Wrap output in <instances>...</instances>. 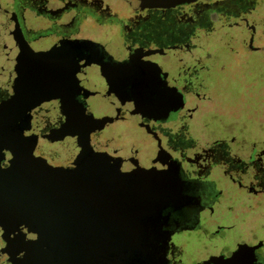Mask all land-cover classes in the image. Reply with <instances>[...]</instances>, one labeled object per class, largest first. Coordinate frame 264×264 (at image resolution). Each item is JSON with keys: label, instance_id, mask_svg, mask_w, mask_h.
<instances>
[{"label": "flooded vegetation", "instance_id": "flooded-vegetation-1", "mask_svg": "<svg viewBox=\"0 0 264 264\" xmlns=\"http://www.w3.org/2000/svg\"><path fill=\"white\" fill-rule=\"evenodd\" d=\"M33 1L31 8L21 11L15 7L16 0H0V169L9 167L20 141L33 146L34 157L55 160L56 151H81L122 160L131 168L151 169L157 164L156 171L174 191V200L160 211L158 221L163 238L170 236L163 264H264V138L260 143L240 145L215 140L208 142L201 154L193 153L204 143L194 142L188 133L189 107L193 97H198L190 93L189 82L179 85L171 68L146 59L139 46L123 50L129 38L133 44L139 40L143 48L144 42L163 31L170 40L176 34L179 39L188 38L198 28L212 29L216 21L243 16L264 0H154L136 12L134 0ZM98 10L106 11L102 25L90 16ZM56 18L62 23L55 36L48 39L40 34L52 29ZM88 25H94L91 30H96L98 38L85 31ZM64 26L65 31L61 30ZM119 31L124 41L113 45L111 37ZM250 44L255 50L259 47L255 41ZM183 64L180 75L189 80ZM164 93L174 101L161 111L138 118L149 138L164 142L160 144L164 154H152L137 167L129 163V153L136 155L135 142L100 141L97 116L145 112ZM84 113L88 116L86 130L81 122ZM71 118L77 119L83 130L68 137L70 129L65 126ZM105 118L97 122L117 127ZM138 157L133 156L143 159ZM213 165L220 167L218 174ZM230 182L238 183V188L229 192ZM246 191L261 197L252 208L262 213L241 221L235 235L233 227L225 223L210 232L212 238L219 239L216 256L210 245L193 246L184 254L174 245L176 234L204 230L212 215L227 204L226 198L235 200ZM251 196L245 200L248 207L255 202ZM227 237L235 240L231 247ZM201 251V257L196 258Z\"/></svg>", "mask_w": 264, "mask_h": 264}, {"label": "water", "instance_id": "water-1", "mask_svg": "<svg viewBox=\"0 0 264 264\" xmlns=\"http://www.w3.org/2000/svg\"><path fill=\"white\" fill-rule=\"evenodd\" d=\"M19 146L0 169V264L164 263L170 236L154 254V229L174 196L157 164L131 168L76 151L37 160L33 146Z\"/></svg>", "mask_w": 264, "mask_h": 264}, {"label": "rangeland", "instance_id": "rangeland-1", "mask_svg": "<svg viewBox=\"0 0 264 264\" xmlns=\"http://www.w3.org/2000/svg\"><path fill=\"white\" fill-rule=\"evenodd\" d=\"M22 1L25 0H16L15 7L20 10L21 8L24 10L31 8L30 3L33 0H26L24 5H22ZM151 1L154 0H134L132 9L136 12L135 10H139L142 5H147ZM162 1L159 0L158 2ZM105 15V10H98L90 14V16L97 18L100 25H102L101 21ZM129 19L132 20V17ZM53 21L52 29L40 31V34L48 36V39L55 36L62 23L58 18ZM94 25H88L85 31H92L95 34L94 37L98 38L99 35L96 34V30H91ZM66 27L64 26V29L61 30L65 31ZM210 29L200 30L198 28L194 35L192 34L185 39H179L178 34H176L173 40H170L163 31L156 37H150L148 41L144 42L143 48L139 40L133 44V39L129 38L123 47V50L130 51L139 46L146 59H153L155 62L171 68V73L179 85L185 81L189 82L190 93L198 97H193V104L189 107L192 118L188 133L194 142L198 141L202 144L203 140L204 143L198 146L197 151L194 149L193 153L196 154L206 151V144L215 140H223L228 144L236 142L240 145L250 142L260 143V138H264V1L258 2L255 8L251 7V11H246L243 16L216 21ZM67 30H70L69 32L75 31V29ZM107 34L111 35L110 32ZM121 35V31L112 35L113 45H118L124 41ZM253 41L259 46L257 50L250 44ZM181 64L186 68L185 71L189 80L180 75L182 72L180 70ZM194 71H196L195 75H198L197 80L193 75ZM166 95L168 94L164 93L160 98H157L153 107L145 112L134 115L129 113L117 114L115 117L97 116L95 128L97 133L101 132L102 134V136L100 134L98 136L100 141L118 139L119 142L130 143V145L135 142L137 146L135 153L140 156L138 158L143 159L133 158L136 155L126 152L131 155L129 163L137 167L144 165L147 157L152 154H164L161 150L163 146L160 145H164V142L158 143V139L155 137H150V139L145 125L138 118L139 115L143 116L145 113L152 115L155 110L165 109L174 101ZM81 116V122L84 121V130H86L88 116L85 113ZM101 118L114 121L117 127L105 126L107 123L100 124L97 121ZM73 120L71 118L70 125L65 126L66 129H70L67 134L68 137L76 136L79 129L80 133L83 130L81 126L77 125V119ZM116 130L118 131L117 134H115ZM66 133L63 134L66 136ZM70 142L67 144L70 145ZM234 148L237 149V147ZM219 169L218 165H213V172L216 174L219 173ZM237 184L234 185L230 182L227 186L228 191L238 188ZM248 195H252L251 197H254L255 200L254 203L250 204V207L245 202ZM240 196L235 200L226 198L227 204L212 215L213 222H208L204 230L184 235L176 234L173 237L174 245L180 249L182 254L187 253L188 249H193V246L197 248L201 245H210L211 254L216 256L214 249L219 247V239L212 238L210 232H214L220 227V224L225 223L227 226L233 227L231 231L235 235L238 233L241 221H245L248 216L262 213L259 210L253 212L255 208L253 209L252 206L261 201V197L257 193L246 191L244 194L240 193ZM234 241V238H228V243H230L228 246L231 247ZM202 253L203 251L197 252L195 257L200 258Z\"/></svg>", "mask_w": 264, "mask_h": 264}, {"label": "bare ground", "instance_id": "bare-ground-1", "mask_svg": "<svg viewBox=\"0 0 264 264\" xmlns=\"http://www.w3.org/2000/svg\"><path fill=\"white\" fill-rule=\"evenodd\" d=\"M79 153L81 154V153H85L86 155H92L91 153H87V152H81V151H79ZM94 156V155H93ZM96 157V156H95ZM102 158H105V159H107V160H109V161H111V163H113V164H116L115 163V160H113V159H110V158H108L107 156H101ZM37 160L39 159V160H41V159H45V156H40V157H35ZM76 158H78L77 156L76 157H74V159H76ZM63 160V159H62ZM64 161V160H63ZM158 174H159V172L158 171H156ZM161 175V174H160ZM161 177V180H160V185L162 186V187H168V189H169V192H171V195H173V191H172V189L165 183V182H163V177L164 176H160ZM173 200H174V198H173ZM172 200V201H173ZM163 204V203H162ZM159 206H160V204H159ZM164 209V208H163ZM162 209V210H163ZM159 215H160V212L158 213V217H159ZM157 218V217H156ZM154 224V223H153ZM158 228H156V229H154L155 230V237H156V239L158 240V242L159 243H157V250L155 249L153 252H154V254H155V252H157V253H161V246H162V240H163V235H162V233H161V231H160V228H159V224H158V226H157ZM151 255H152V253H151ZM160 261V260H159Z\"/></svg>", "mask_w": 264, "mask_h": 264}]
</instances>
